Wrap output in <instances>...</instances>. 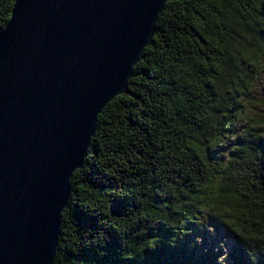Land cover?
I'll return each mask as SVG.
<instances>
[{
    "label": "trees",
    "instance_id": "trees-1",
    "mask_svg": "<svg viewBox=\"0 0 264 264\" xmlns=\"http://www.w3.org/2000/svg\"><path fill=\"white\" fill-rule=\"evenodd\" d=\"M15 1L0 0V33ZM263 60L264 0L168 3L98 117L54 264H222L198 252L211 220L232 264H264V125L241 121Z\"/></svg>",
    "mask_w": 264,
    "mask_h": 264
},
{
    "label": "water",
    "instance_id": "water-1",
    "mask_svg": "<svg viewBox=\"0 0 264 264\" xmlns=\"http://www.w3.org/2000/svg\"><path fill=\"white\" fill-rule=\"evenodd\" d=\"M173 1H15L0 33V264H54L98 117Z\"/></svg>",
    "mask_w": 264,
    "mask_h": 264
},
{
    "label": "rangeland",
    "instance_id": "rangeland-1",
    "mask_svg": "<svg viewBox=\"0 0 264 264\" xmlns=\"http://www.w3.org/2000/svg\"><path fill=\"white\" fill-rule=\"evenodd\" d=\"M259 69V73L255 74L249 95L241 103V108L245 109V115H243L241 120L242 124L245 125V129L254 125L255 120H260L264 125V60L261 62ZM226 151L227 148L222 147L219 153L224 155ZM195 235L197 237L195 240L197 239L198 242L199 255H205L210 250H213L214 254L218 255L220 254V249H223V257L220 262L222 264H232L228 256L230 241L226 240L225 227L220 225L218 221H209L207 227L202 225L195 232Z\"/></svg>",
    "mask_w": 264,
    "mask_h": 264
}]
</instances>
